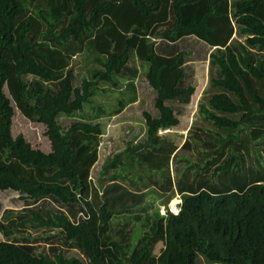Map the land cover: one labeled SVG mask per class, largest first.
I'll return each mask as SVG.
<instances>
[{
	"label": "trees",
	"instance_id": "trees-1",
	"mask_svg": "<svg viewBox=\"0 0 264 264\" xmlns=\"http://www.w3.org/2000/svg\"><path fill=\"white\" fill-rule=\"evenodd\" d=\"M191 37L208 52V82L202 124L171 157L175 179L151 149L197 93L189 53L175 47ZM79 54L90 65L81 81ZM133 58L148 66L159 115L143 112L146 137L107 157L95 178L103 129L93 121L137 101ZM111 93L114 103L93 105ZM87 106L94 118L60 123ZM16 111L44 126L51 151L13 137ZM134 164L165 179L169 202L181 195L178 215L143 203L148 191L125 167ZM8 190L26 204L2 211L0 264H264V0H0V191Z\"/></svg>",
	"mask_w": 264,
	"mask_h": 264
},
{
	"label": "rangeland",
	"instance_id": "rangeland-1",
	"mask_svg": "<svg viewBox=\"0 0 264 264\" xmlns=\"http://www.w3.org/2000/svg\"><path fill=\"white\" fill-rule=\"evenodd\" d=\"M191 37L182 40L175 44L176 50L182 49L187 51V72L191 84L197 87V93L192 98L190 106L187 111L183 112L180 120L181 124L177 129H167L159 132L160 143L158 149H151L153 157L156 161L165 164L168 159L170 163V173L172 177L176 179V169L173 164L171 165V157L179 150L180 145L189 136L188 132L191 126H198L202 124L201 117L198 113V103L201 101L202 94L207 86L208 82V52L206 53L202 43ZM163 42V41H162ZM171 51V50H170ZM132 64L134 68L138 69V76L134 80V84L137 90V101L127 107L123 113L113 117H106L100 120H94V123H100L103 129L102 143H101V160L94 167L93 176L97 178L102 162L109 156H113L114 153L122 151L126 148L129 142L134 145L136 142H140L146 137L147 127L146 122L142 117L143 112H149L154 117L159 115L155 107L156 93L147 83L144 76L148 70V66L142 62L133 58ZM90 65L87 62L84 55L79 54L74 62V69L77 75V81H81L82 77L88 76ZM126 81L123 80V87ZM108 87V86H107ZM115 92V91H113ZM103 95V97H95L93 105L96 106L100 103H114L117 99L116 93ZM103 100V101H102ZM97 111L96 109L87 106L83 113H80L76 117H62L60 123L68 128L72 123L85 120L89 117L94 118ZM12 134L13 137L22 135L27 142L35 149H40L44 152L52 150V144L45 137V128L41 124L31 122L24 118L18 111H16L12 119ZM190 134H193L192 132ZM179 153V152H178ZM182 157H192L189 152H184ZM254 159L257 158L255 155ZM130 163L129 160H126ZM130 169V175L133 177L141 178V185L138 187L140 191H148L146 194V200L144 204L154 205L160 209L162 214H167L171 207L174 211H177L179 206L177 199L182 201L181 195L174 190V198L169 202L168 193L163 192L161 186L166 183L165 179L159 175H150L146 169L134 164V167L125 166ZM124 167V168H125ZM153 176V177H152ZM149 184L153 189H146L144 185ZM126 187L130 190H135L134 186H129L125 183ZM163 194V195H162ZM169 202V204H167ZM26 204L18 193L12 191H0V217L2 211L5 209L18 211L22 209ZM167 204V205H166ZM40 206L44 208H51V202H45ZM172 213V212H171ZM173 214V213H172ZM5 238L0 234V242ZM162 245L159 244L156 249V255L160 254ZM39 251H51L49 244H40ZM66 251V250H65ZM69 258L81 259V256L75 250L67 251Z\"/></svg>",
	"mask_w": 264,
	"mask_h": 264
},
{
	"label": "water",
	"instance_id": "water-1",
	"mask_svg": "<svg viewBox=\"0 0 264 264\" xmlns=\"http://www.w3.org/2000/svg\"><path fill=\"white\" fill-rule=\"evenodd\" d=\"M181 205H182V203L180 202V203H179V211H178L177 214H174V215H178V214L181 212Z\"/></svg>",
	"mask_w": 264,
	"mask_h": 264
},
{
	"label": "clouds",
	"instance_id": "clouds-1",
	"mask_svg": "<svg viewBox=\"0 0 264 264\" xmlns=\"http://www.w3.org/2000/svg\"><path fill=\"white\" fill-rule=\"evenodd\" d=\"M180 202L182 203V201H180ZM180 202H179V203H180Z\"/></svg>",
	"mask_w": 264,
	"mask_h": 264
}]
</instances>
